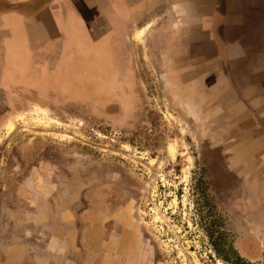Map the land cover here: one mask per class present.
<instances>
[{"label":"rangeland","instance_id":"374dc122","mask_svg":"<svg viewBox=\"0 0 264 264\" xmlns=\"http://www.w3.org/2000/svg\"><path fill=\"white\" fill-rule=\"evenodd\" d=\"M156 28L149 37L134 35L138 49L123 34L114 56L104 57L93 37L88 55L73 46L72 55L48 58L51 88L5 106L0 146L10 153L0 163V215L2 194L20 192L17 182L28 173L20 156L55 148L70 152L63 156L73 155L76 168L94 171L89 183H114L100 185L96 198L113 204L109 214L132 220L110 264H264L263 189L257 194L264 182L263 104H241L245 89L230 90L226 60L225 74L212 79L211 68L196 66L201 61L182 60L181 32ZM52 96L56 104L47 103ZM50 169L39 180L48 194L57 192L48 184Z\"/></svg>","mask_w":264,"mask_h":264},{"label":"crops","instance_id":"0c3cea01","mask_svg":"<svg viewBox=\"0 0 264 264\" xmlns=\"http://www.w3.org/2000/svg\"><path fill=\"white\" fill-rule=\"evenodd\" d=\"M158 4L168 6V13L176 18L175 28L180 25L185 29L181 41L189 48L188 56L198 55L195 52L200 48L216 51L208 57L204 56L208 53L202 54L205 59L201 64L221 65L225 58L228 65L235 66L257 54L254 50L264 49V0H0V90L34 86L37 71L49 70L48 58L59 46L62 28L71 36L83 33L87 42L92 26L111 34L113 26L138 24L143 6L155 9ZM85 42L75 40L79 45ZM243 67L236 70L244 74L247 102L264 105L259 72L247 64ZM41 201L40 205L36 200L33 203L34 214L25 215L19 223L9 222L12 234L10 241L3 243L11 244L10 253L5 254L8 258L20 261L34 256L39 264H98L94 260L98 256L99 264H110L115 246L125 241L116 223L126 235L130 228L126 221L117 215L85 211L79 215L71 211L47 214L38 209L45 198ZM45 205L52 209L48 202ZM110 222L112 227L106 228Z\"/></svg>","mask_w":264,"mask_h":264},{"label":"flooded vegetation","instance_id":"af4514ba","mask_svg":"<svg viewBox=\"0 0 264 264\" xmlns=\"http://www.w3.org/2000/svg\"><path fill=\"white\" fill-rule=\"evenodd\" d=\"M165 6V5H164ZM163 4H158V6H156L155 9H153V6H143L137 16V21L138 24H124V25H118V26H113V28H111V31H114L113 33H108L105 32V30H99V28L97 27V29H93L92 26V31L91 34H87V42H85V36L83 33L80 34H76L75 36H71V34H69L67 31H65L64 28H62V31L60 30L59 36H60V40H66V48L65 49H59L57 47V49L52 50V56L53 57H59V56H69L72 55V53L75 51V49L81 47V51L83 53V55H88L90 53L92 46V40L93 37L97 39L100 48L99 51L101 52L102 55L105 56H114L117 55V51L119 48H121V43H119V39L122 38L123 34L128 33V35L130 34L131 37H128V40L131 42L132 44V49H135V47H137L138 49V39L134 37V35H138L140 33H144L145 36L147 35V37L150 36L151 33H154L155 31L160 30L159 28H156L157 25L162 24L163 26H167L169 28V30L171 28L176 29L173 31H179L181 32V40L183 38V36L185 35L186 31L184 28H182V26L177 25V28H175L174 20H176L175 17L172 18V15L169 14L168 12H170V10H168V6L164 7ZM156 10H158L156 12ZM142 26V27H140ZM105 34L106 37H104ZM75 40L78 41H84L85 43H80V45L78 43H75ZM73 46H75L76 48L74 49ZM186 52L184 53V58L182 59L183 61H188V59L190 61L194 60L197 61H201V59H205L204 57H202L201 55L204 53H208L205 52L204 49L200 48L197 52L198 55L194 56V54L188 56L187 54H189V48L185 46V44L183 45ZM255 52H257V54H254L252 56H250V58H248L246 61H242L240 60V62L236 63L235 66L233 65H228L227 64V68H228V77L229 79H231L233 82L230 86V90H234L236 89L235 87L237 86L239 89H244V83L242 82V77H244V74H242L240 71L238 72L236 70V68H244L243 66L249 65L250 68H252L253 70H255V72H259L258 77L261 79V84L264 86V49L261 50H254ZM216 51L211 50L210 53L208 54H204L205 57H208L210 54L213 55ZM81 53V52H78ZM81 53V54H82ZM256 64H253V60H256ZM225 61V58L223 59ZM222 63L221 65L216 64V63H204L200 65H196L197 67L201 68L202 66H207L208 68H211V74H213L212 79L218 78L219 75L218 74H225V66L224 63ZM259 60V61H258ZM51 61V59H50ZM242 61V62H241ZM226 63H228L226 61ZM51 64V63H50ZM49 64V66H50ZM47 66V68L49 67ZM105 69V68H104ZM259 69V71H258ZM45 72H41V71H37V75L35 74V82H34V86H30V87H26V88H22L19 85L15 86L14 88H12L11 90H6L5 92H3L2 90H0V119L5 120L6 117L8 115H6L4 108L5 106L8 108L10 107V105L13 104H17L20 102L25 103L27 99H29L30 97L34 96H39L38 93L39 90H41V88H43L44 86L49 85V87L51 88L52 85H50L49 83V78L46 77V75H44ZM246 75V74H245ZM227 77V76H226ZM240 85H239V84ZM82 87H85V83H81ZM14 86V85H13ZM87 86V85H86ZM88 86L90 87L89 83ZM64 87L67 89H70L69 86L64 85ZM20 90L23 91L22 94L20 93ZM259 91H261L262 93H264V89H260ZM18 95V99L19 101L15 98L12 97V95ZM245 92H243L244 94ZM241 92L239 93L240 97H242L243 102H241V104L243 105H249L250 103L247 102L245 96L243 95ZM239 97V98H240ZM85 98V97H84ZM232 96H229V98H226V100H231ZM23 99V100H22ZM68 99L70 100V97H68ZM49 104H56L58 101L55 100V97H50V99H46ZM262 105V104H260ZM264 107V105H263ZM263 113H261L260 115V119L264 120V117L262 115ZM4 129V126H3ZM1 130V133L3 134L5 132V130ZM261 136H264V125L261 128ZM264 148V147H262ZM9 147H7V145L2 144L0 146V160H1V165L2 162L4 160L5 157V153H10V149ZM49 148H47L44 153L40 152L35 153L34 156H32L31 159H29L28 155H26V159L24 158V155H21L20 157L23 158L24 160L20 159L18 160V166H20L23 170V172L26 173V171L28 170L27 175H22L20 176V180L16 183L19 186L20 192H6L2 197V201H4V204H2V208L4 205V208L1 209V215H0V258H1V262L0 264H39L38 261L36 260L37 258L33 257H24L23 259H21L20 261L17 258H8L5 254L10 253V246L11 244H3L5 241L8 243L9 237L11 236V232H10V224L9 222L12 220V222L14 221L15 223H19L21 220L25 219V215L27 214H34L36 211V208H34V204L35 200L37 202L38 205L42 204L41 199L44 200L45 198V202L43 203V205H41L38 209L41 211L42 208V212L47 214H51L52 215H57V214H61L67 211H71L74 215H79L82 212H89L90 214H104L107 216H111L114 215L113 213L109 214V211H113V204H106L107 201L104 202V200H99L98 198H96V193H98L100 191V185H114V183H110V181H106V180H102V182L100 184H94L93 183H89L90 180H93L94 177H91V173L94 172L93 170H91V168L88 166H83V165H79L78 167H80L79 169L76 168L75 166V162H74V158L73 155L72 156H67V158L65 159V156H63V154L65 153H70V152H63V150L61 152H59L58 150H56L55 148H53V150H48ZM54 151V152H52ZM260 151H263L260 150ZM10 156V155H9ZM2 158V159H1ZM71 158V159H70ZM9 166V165H8ZM51 167L50 170H52L53 172V178L51 177V181H48V184L50 186H57L56 190L57 192L48 194L47 192H44L43 190V185H41V183L39 182V180H42L41 177V170H43L46 167ZM56 170V172L53 171ZM46 173V172H45ZM55 177H59L58 180L56 179V181H54ZM53 180V181H52ZM25 184V185H23ZM26 184L29 185V187H26ZM91 185L92 188V192L91 188L90 191L87 192L84 187L85 185ZM262 184L264 185V182H262ZM262 184H260L259 186V190L257 194H261V189L264 188L262 187ZM23 186V188L21 187ZM113 189V188H112ZM117 192V191H116ZM107 196L109 195V192H106ZM112 191L110 193V195L108 196V198H111L110 201H112V203H114L116 201L115 198L111 197ZM78 195V196H77ZM48 199V200H47ZM76 199V200H75ZM49 204L52 205V209L50 208L49 210L45 209L47 208V206L45 205L47 202ZM5 206H13L14 209V213H12V211L9 212L6 210ZM261 207H263L264 210V204H261ZM242 210V209H241ZM126 211V210H125ZM242 212L245 215H250L249 211L245 208H243ZM128 216H122L120 218H125ZM126 221L124 224L126 225V223H128L130 225L129 229H126V231H128L126 233V235H124L123 233H121V231L123 230L122 227L118 226L119 224L116 223V230L118 232H120V234H122L123 238L129 233V230L132 228V220L128 219V220H124ZM111 224V225H110ZM110 224L106 223L105 227L106 228H110L113 225V222H110ZM124 225V226H125ZM5 242V243H6ZM125 241H121L119 242V244H117V246H120L121 244H124ZM116 245V244H115ZM116 250L121 251L120 249H117V247L115 246ZM115 250V251H116ZM118 251V253H120ZM117 252V251H116ZM79 260V259H77Z\"/></svg>","mask_w":264,"mask_h":264}]
</instances>
